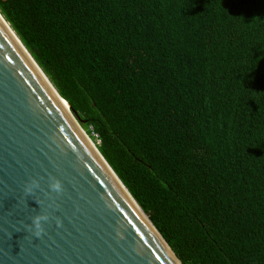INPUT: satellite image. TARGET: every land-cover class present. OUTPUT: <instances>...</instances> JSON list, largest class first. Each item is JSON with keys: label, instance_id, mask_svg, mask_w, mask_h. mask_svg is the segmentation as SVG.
Masks as SVG:
<instances>
[{"label": "trees", "instance_id": "16d2710c", "mask_svg": "<svg viewBox=\"0 0 264 264\" xmlns=\"http://www.w3.org/2000/svg\"><path fill=\"white\" fill-rule=\"evenodd\" d=\"M183 264H264V0H0Z\"/></svg>", "mask_w": 264, "mask_h": 264}, {"label": "water", "instance_id": "95a60500", "mask_svg": "<svg viewBox=\"0 0 264 264\" xmlns=\"http://www.w3.org/2000/svg\"><path fill=\"white\" fill-rule=\"evenodd\" d=\"M95 150L0 21V264H183Z\"/></svg>", "mask_w": 264, "mask_h": 264}, {"label": "bare ground", "instance_id": "6f19581e", "mask_svg": "<svg viewBox=\"0 0 264 264\" xmlns=\"http://www.w3.org/2000/svg\"><path fill=\"white\" fill-rule=\"evenodd\" d=\"M0 21L2 22V24L5 26V28L7 29V31L10 33V35L12 36V38L15 40V42L17 43V45L20 47V49L22 50V52L25 54V56L27 57V59L30 61V63L32 64V66L35 68V70L37 71V73L40 75V77L42 78V80L45 82V84L47 85V87L50 89V91L52 92V94L55 96V98L57 99V101L60 103V105L62 106V108L65 110V112L67 113V115L70 117V119L73 121V123L75 124V126L78 128V130L80 131V133L83 135V137L85 138V140L88 142V144L93 147L94 151L95 150V144L90 140V138L88 137V134L85 132V130L81 127L80 123L76 121V119H73L74 116L71 113V111L69 110V107L67 105V103L60 98V96L58 95L57 91L55 90V88L51 85V83L49 82V80L47 79L46 75L43 73V71L41 70V68L37 65V63L32 59V57L29 55L28 51L24 48L22 42L20 41V39L15 35V33L11 30V28L9 27V25L3 20V18L0 15ZM96 153V152H95ZM98 155V154H97ZM99 159L101 160V162H103V159L98 156ZM104 163V162H103ZM105 164V163H104ZM106 166V164H105ZM108 166H106L107 168ZM110 167H108L109 169ZM111 170V168H110ZM113 173V171H112ZM121 183V182H120ZM124 190L126 191V193L130 196V199L132 200V202L134 203V205H136V207L141 211V209L139 208V206L137 205V203L135 202V200L132 198V196L130 195L129 192H127V189L125 188V186L123 187Z\"/></svg>", "mask_w": 264, "mask_h": 264}, {"label": "clouds", "instance_id": "9594fccd", "mask_svg": "<svg viewBox=\"0 0 264 264\" xmlns=\"http://www.w3.org/2000/svg\"><path fill=\"white\" fill-rule=\"evenodd\" d=\"M51 188L56 190V191H59L60 190V184L59 182L57 183H54V184H51ZM31 188H26L25 191L26 192H31ZM47 219V216H41V215H37L34 217L33 219V224L35 226V232H34V235H36L37 237L40 236L41 232H42V228H41V220H46Z\"/></svg>", "mask_w": 264, "mask_h": 264}, {"label": "rangeland", "instance_id": "374dc122", "mask_svg": "<svg viewBox=\"0 0 264 264\" xmlns=\"http://www.w3.org/2000/svg\"><path fill=\"white\" fill-rule=\"evenodd\" d=\"M85 130V129H84ZM86 131V130H85ZM88 137L90 138V140L95 144L94 140L91 138V136L88 134Z\"/></svg>", "mask_w": 264, "mask_h": 264}]
</instances>
